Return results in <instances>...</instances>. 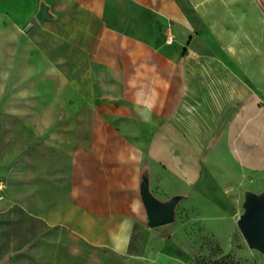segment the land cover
I'll return each instance as SVG.
<instances>
[{
	"label": "crops",
	"instance_id": "0c3cea01",
	"mask_svg": "<svg viewBox=\"0 0 264 264\" xmlns=\"http://www.w3.org/2000/svg\"><path fill=\"white\" fill-rule=\"evenodd\" d=\"M11 77L27 110L0 116L31 140L8 147L33 152H0V264H67L69 244L126 253L142 177L162 202L264 177V0H0V100Z\"/></svg>",
	"mask_w": 264,
	"mask_h": 264
},
{
	"label": "rangeland",
	"instance_id": "374dc122",
	"mask_svg": "<svg viewBox=\"0 0 264 264\" xmlns=\"http://www.w3.org/2000/svg\"><path fill=\"white\" fill-rule=\"evenodd\" d=\"M44 21L50 29L63 28L60 19ZM70 25L64 28L71 30ZM48 41L56 43L57 46L60 44L57 38H50ZM67 44L70 49L71 43ZM13 79L9 78L6 96L0 100V112L12 110L15 105L20 110H27V102L14 103L12 100V94L19 92V85ZM22 92L23 89L20 90V93ZM52 92L58 91L53 87ZM12 120L11 117L0 116V142L7 144V149L0 152L3 154L4 163L9 156H16L17 153V157L25 159L26 162L28 153L33 151L11 150L8 147L13 142L22 144L31 140L27 128H21L23 126L19 129L12 128ZM68 136L72 141L74 135ZM41 152L43 150L35 151ZM26 168V163L21 165L20 173L26 174ZM26 178L21 177L20 183L23 187L20 191V201L25 205ZM145 178L142 177L140 192ZM230 184L234 187L228 189L227 186ZM3 187L6 188L5 184ZM247 192L264 193V177H251L237 183H227L223 181V177H211L208 182L201 181L192 188L189 192L190 198H179L173 221L152 226L147 216L146 221L140 226L141 229L135 230L131 246L126 253L99 248L87 254L81 253L77 248L76 254V250L70 248L69 244L67 264H264V252L248 245L238 225L239 216L245 211ZM172 197L174 195L169 196L167 201ZM19 222L20 226L24 223L21 215ZM12 236L15 239L27 238L28 231L19 229Z\"/></svg>",
	"mask_w": 264,
	"mask_h": 264
},
{
	"label": "water",
	"instance_id": "95a60500",
	"mask_svg": "<svg viewBox=\"0 0 264 264\" xmlns=\"http://www.w3.org/2000/svg\"><path fill=\"white\" fill-rule=\"evenodd\" d=\"M49 17L48 8L42 5L37 13L38 20L42 21ZM141 192L150 225L159 226L173 221L179 196L165 202L158 200L149 189L147 177L142 184ZM245 197V211L239 216L238 225L248 245L264 252V193L247 192Z\"/></svg>",
	"mask_w": 264,
	"mask_h": 264
},
{
	"label": "built area",
	"instance_id": "2783aa9c",
	"mask_svg": "<svg viewBox=\"0 0 264 264\" xmlns=\"http://www.w3.org/2000/svg\"><path fill=\"white\" fill-rule=\"evenodd\" d=\"M171 40H172V37L169 35V36L167 37V42H168V43H171Z\"/></svg>",
	"mask_w": 264,
	"mask_h": 264
}]
</instances>
